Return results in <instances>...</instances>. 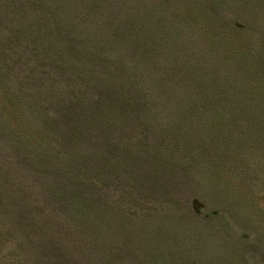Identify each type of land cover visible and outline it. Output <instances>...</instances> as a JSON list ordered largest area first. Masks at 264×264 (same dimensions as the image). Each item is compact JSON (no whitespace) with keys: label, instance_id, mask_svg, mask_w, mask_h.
<instances>
[{"label":"rangeland","instance_id":"rangeland-1","mask_svg":"<svg viewBox=\"0 0 264 264\" xmlns=\"http://www.w3.org/2000/svg\"><path fill=\"white\" fill-rule=\"evenodd\" d=\"M0 264H264V0H0Z\"/></svg>","mask_w":264,"mask_h":264}]
</instances>
